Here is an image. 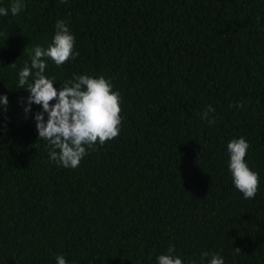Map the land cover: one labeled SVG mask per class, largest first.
Segmentation results:
<instances>
[{"label": "trees", "instance_id": "1", "mask_svg": "<svg viewBox=\"0 0 264 264\" xmlns=\"http://www.w3.org/2000/svg\"><path fill=\"white\" fill-rule=\"evenodd\" d=\"M21 3L18 15L0 16V96L9 101L0 108V264H56L57 255L157 264L169 245L183 264H200L203 252L264 264V0ZM57 20L78 55L61 67L46 61L54 87L86 74L121 94L119 136L75 169L49 159L34 120L42 108L25 116L29 93L18 87ZM209 105L211 126L202 119ZM240 137L260 177L254 199L228 170L227 144Z\"/></svg>", "mask_w": 264, "mask_h": 264}, {"label": "clouds", "instance_id": "2", "mask_svg": "<svg viewBox=\"0 0 264 264\" xmlns=\"http://www.w3.org/2000/svg\"><path fill=\"white\" fill-rule=\"evenodd\" d=\"M22 7L21 0H12L9 8L0 7V16H8L9 12L16 16ZM77 55L74 35L64 20H57L51 43L46 48L35 46L30 64L26 62L17 74L18 87L29 93L26 98H20L25 116L32 111L33 104L42 108L34 114V120L38 139L47 142L49 159L64 168L73 169L80 165L89 150H94L95 145L102 146L118 137L122 124L121 94L113 91V85L104 76L76 75L64 81L57 90L55 78L45 75L47 60L61 67ZM11 66L15 67V63ZM8 104L7 95L0 96V108L6 111ZM243 106L242 103L232 105L235 108ZM213 112L215 108L209 105L202 113V119L209 126L216 122L210 118ZM249 148L250 144L244 137L234 138L227 144L228 170L234 187L244 199H254L260 189L259 174L245 160ZM175 251V246L169 245L167 253L157 257V264H183L182 259L174 255ZM233 251L238 255L241 249ZM56 264L68 262L63 255H57ZM200 264H225V261L219 253L203 252Z\"/></svg>", "mask_w": 264, "mask_h": 264}]
</instances>
